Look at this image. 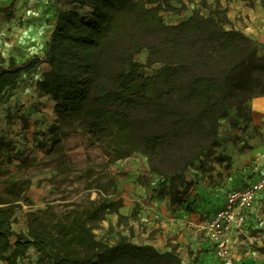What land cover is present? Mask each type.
Here are the masks:
<instances>
[{
	"label": "trees",
	"instance_id": "16d2710c",
	"mask_svg": "<svg viewBox=\"0 0 264 264\" xmlns=\"http://www.w3.org/2000/svg\"><path fill=\"white\" fill-rule=\"evenodd\" d=\"M68 1L72 8L57 11L41 55L19 63L0 54V102L48 64L37 88L54 102L58 126L50 133L79 131L108 164L144 156L158 179L155 196L191 210L189 170L226 161L215 157L221 122L234 129L245 123L246 130L252 117L245 106L264 97L261 46L227 28L226 10L197 9L187 21L167 24L162 13L173 0ZM143 51L147 66L159 65L154 75L135 59ZM96 188V200L75 202L62 215L31 213L27 232L18 234L17 205L0 201V264H17L30 249L37 264H182L177 253L122 234L113 244L99 239L95 231L108 215L122 218L123 201L111 200L117 183L109 176Z\"/></svg>",
	"mask_w": 264,
	"mask_h": 264
},
{
	"label": "rangeland",
	"instance_id": "374dc122",
	"mask_svg": "<svg viewBox=\"0 0 264 264\" xmlns=\"http://www.w3.org/2000/svg\"><path fill=\"white\" fill-rule=\"evenodd\" d=\"M215 4L216 1L210 0H173V9L163 12L162 16L167 24H179L187 21L197 9L205 15L223 10ZM14 11L13 8H8L0 13V54L7 60L13 57L22 63L34 55L42 54L56 14L37 16L46 20L44 25H36V17L31 19L16 16ZM147 58L148 51H143L135 59L144 66L145 74L154 75L159 65L147 66ZM26 78L28 82H34L33 77ZM51 103L52 100L39 91L37 84L35 89L33 84L27 85L26 88L17 90L9 99L0 102V201L17 205L13 226L16 234L27 232V221L31 213L48 209L52 214L62 215L75 202L83 199L96 200L99 181L108 182L109 176L118 183L124 169L123 160L108 164L99 150L87 148L79 131L73 133L71 129L60 131L58 136L51 134L50 129L58 126ZM244 126L245 123L240 129L243 130ZM252 129L254 135L259 134L256 128ZM242 137L238 138L240 142L245 140ZM243 147L250 146L245 142ZM227 162L230 163L229 160ZM261 163L263 166L264 161L259 156L245 164V168L251 167L254 170L252 175H248L249 179L261 174L258 171ZM206 164L207 162L203 168H199L204 170ZM189 182L193 184L189 188L192 196L186 205L190 204L192 207L197 195L192 191L195 182ZM88 184L92 188L87 189ZM255 206L247 212L248 215L254 209L255 217L249 228L251 240L246 237L245 240L263 258L264 264V192L262 200L257 203L256 208ZM215 209L214 207V211ZM114 215H108L100 229L95 231L99 239L113 244L122 232H126L130 238H142L143 226L140 225L135 230L131 224L134 214L122 218H114ZM15 239L16 237L12 238L13 243ZM37 261V253L30 249L17 264H37Z\"/></svg>",
	"mask_w": 264,
	"mask_h": 264
},
{
	"label": "crops",
	"instance_id": "0c3cea01",
	"mask_svg": "<svg viewBox=\"0 0 264 264\" xmlns=\"http://www.w3.org/2000/svg\"><path fill=\"white\" fill-rule=\"evenodd\" d=\"M212 1H216L215 6L219 5L226 10L229 20L227 28L238 30L257 42L261 46L260 54L264 55V0H254L252 3L242 0H210ZM8 8H13L16 16L31 19L36 17V25H44L46 19L37 16L56 14L59 10L72 8V5L68 0H0V9L4 12ZM48 39L49 36L45 46ZM49 70L50 66L43 63L37 71L26 75L28 78L33 77L34 82H28L24 76L18 90L31 84L35 89L37 82L41 81L43 74ZM45 97L52 100L48 96ZM256 104L264 106V97L255 98L245 106V110L252 117L246 130L234 129L228 119L221 122L220 146L216 149L215 157H226V161H208L204 170L199 168L198 162L189 170L187 179L195 182L192 191L197 195L189 211L183 207L171 206L168 197L155 196V183L158 179L150 174L149 164L144 156L137 154L123 160L124 169L112 200L123 201V207L119 211L122 217L134 214V221H130L135 230H138L140 225L143 226L142 238L128 237L132 242L154 246L162 253L173 251L178 254L182 264H218L216 248L203 229L204 222L223 207L229 192L246 187L259 175L264 176L262 163L258 168L261 174L254 175L252 179H249L248 175H252L254 170L244 167L264 151V112L256 109ZM51 105L54 109L53 101ZM234 113L233 111L231 114ZM252 128H256L259 134L254 135ZM241 136L245 138L243 142L238 140ZM245 142H248L249 148L243 147ZM262 194L258 195L256 206L262 200ZM253 212L254 209L248 213L242 231L232 233L233 258L237 264L263 263V258L256 250L251 249L250 243L245 240V237L251 240L249 228L254 222ZM113 217L118 218V215ZM121 234L127 236L126 232Z\"/></svg>",
	"mask_w": 264,
	"mask_h": 264
},
{
	"label": "built area",
	"instance_id": "2783aa9c",
	"mask_svg": "<svg viewBox=\"0 0 264 264\" xmlns=\"http://www.w3.org/2000/svg\"><path fill=\"white\" fill-rule=\"evenodd\" d=\"M260 160L264 161V151L260 154ZM263 192L264 176H261L246 187L229 192L223 207L204 222L203 229L215 245L220 264H237L233 258L232 233L242 231L247 212L254 207L258 195Z\"/></svg>",
	"mask_w": 264,
	"mask_h": 264
},
{
	"label": "bare ground",
	"instance_id": "6f19581e",
	"mask_svg": "<svg viewBox=\"0 0 264 264\" xmlns=\"http://www.w3.org/2000/svg\"><path fill=\"white\" fill-rule=\"evenodd\" d=\"M256 109L264 112V106H260L258 104L255 105Z\"/></svg>",
	"mask_w": 264,
	"mask_h": 264
}]
</instances>
